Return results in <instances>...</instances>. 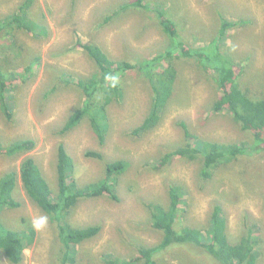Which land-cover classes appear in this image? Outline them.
I'll return each instance as SVG.
<instances>
[{
    "label": "rangeland",
    "instance_id": "obj_1",
    "mask_svg": "<svg viewBox=\"0 0 264 264\" xmlns=\"http://www.w3.org/2000/svg\"><path fill=\"white\" fill-rule=\"evenodd\" d=\"M24 1L0 0V20L18 12ZM133 1H34L31 18L46 27L47 34L31 38L19 32L16 36L21 49H27L29 59L25 63L31 61V56L40 57L41 63L32 74L25 71L19 73L20 77L17 74L19 81L14 80L15 85L7 93L9 110L14 115L12 122L0 111V140L3 143L30 141L34 146L23 156H0V178L10 172L19 174L23 160L32 158L55 187L59 145H64L74 159V177L81 187L100 181L106 162L121 160L129 164L121 178L118 202L109 198L84 200L73 211L69 222L74 227H101L98 236L78 248L77 264H107L112 259L124 262L134 257L138 248L159 244L163 236L151 228L146 205L169 204L171 184L186 191L181 207L185 212L177 220V231L201 229L206 241L213 209L220 205L234 241L244 231V219L256 224L264 239V153L240 157L233 164L221 166L211 180L202 179L201 163L180 158L162 171L153 169L164 153L184 142L182 123L200 141L251 143L252 135L234 122L229 111L212 112L221 96L220 90L193 59L178 60L175 96L153 131L138 137L130 135L147 118L153 93L144 76L134 73L127 77L123 96L109 107L104 142H100L87 121L72 132L62 133L69 117L83 105L84 98L69 83L59 87L52 96L47 94L58 84L54 72L68 73L75 81L95 71L93 62L78 44L94 42L114 60L138 61L158 55L168 42L167 36L157 28L152 12L122 9L119 16L104 22ZM148 1L154 8L159 4L164 9L172 8L177 16L176 25L185 37L182 41L185 48L198 49L211 44L220 31L221 18L237 24L239 27L220 46L230 48L228 53L243 67V89L252 88L254 94L264 98V0ZM14 51L10 47L0 49V64L6 65L8 58L15 59ZM10 69L14 76L18 73L17 67ZM89 153H100L104 160L89 157ZM15 200L20 204L17 209L0 212L8 228L22 233L27 225H32L34 217L46 216L26 195L20 180ZM32 229L35 240L24 251L22 264H60L57 263L60 247L54 241L57 233L51 220L48 218L47 226L41 231ZM262 248L259 264H264V244ZM168 251L156 259L157 264H217L202 249L175 245ZM0 264L11 263L2 255Z\"/></svg>",
    "mask_w": 264,
    "mask_h": 264
},
{
    "label": "trees",
    "instance_id": "obj_2",
    "mask_svg": "<svg viewBox=\"0 0 264 264\" xmlns=\"http://www.w3.org/2000/svg\"><path fill=\"white\" fill-rule=\"evenodd\" d=\"M34 1L25 0L18 12L0 20V49L10 47L15 50L12 53L15 59L8 58L5 60L6 65L0 64V111L8 122H12L14 117L9 110L7 99V93L15 85L14 80L19 81V73L23 71L27 74L36 72L34 68L40 66L41 63L40 57L32 56L31 61L25 63L29 55L24 44L25 48L21 49L16 36L19 32L31 38L47 34V28L31 18L30 9ZM150 3L151 1L148 0H134L129 6H123L115 11L104 22L106 23L114 16H119L122 9L125 11L133 8L134 11L154 13L157 28L162 30L168 38L161 53L138 61L114 60L94 42L78 44V48L83 49L93 62L95 71L75 81L68 73L54 72L58 87L54 86L47 97L52 96L59 87L68 86L69 83L84 98L83 105L72 113L61 130L62 133L72 132L87 121L100 142H104L109 127V107L123 96L127 77L134 73L144 76L153 93L152 105L147 118L139 127L131 131L130 135L138 137L153 131L162 122V117L175 96L179 79L178 60L188 58L198 62L199 67L208 74L220 90L221 96L215 101L212 112L229 111L234 122L238 123L243 131L252 135V140L251 143L243 144L200 141L198 136L185 123H182L184 142L164 153L153 169L162 171L180 158L201 163L202 179L211 180L216 169L223 165L233 164L240 157L261 156L264 153V98H259L254 94L252 88L243 89L241 83L243 67L238 65L231 53H228L230 48L225 49L220 46V42L230 36L231 31L239 26L221 18L220 31L211 44L198 49L185 48L182 42L185 37L181 35L176 25L177 16L171 10L172 8L164 9L160 4H155L157 6L154 8ZM12 66L18 68L15 76L10 69ZM109 74L119 76V83L114 88L110 87L105 80V76ZM33 146L34 143L30 141L3 143L0 140V156L1 158L23 156ZM57 153V184L55 187L46 179L39 165L32 158L23 160L19 174L10 172L0 178V212L15 210L20 206L15 200L18 180H20L26 195L44 215L48 216L56 230L57 235L54 241L56 246L60 247L61 253L57 258V263L77 264L78 248L98 236L101 227H74L69 222L73 211L84 200L109 198L118 202L121 178L127 172L129 164L121 160L106 162L103 178L98 182L81 187L74 177V159L69 155L66 147L59 145ZM88 156L99 161L104 160L100 153H89ZM168 191L169 204L152 202L146 205L149 211L150 226L162 234L161 242L153 247L138 248L136 255L130 260L123 262L112 259L107 260V264H157L156 259L175 245L202 249L214 258L217 264L260 263L258 260L263 254L264 239L256 224L244 219V231L241 237L234 241L229 234L225 212L220 205H216L211 216V226L206 232V241L203 239L204 232L201 229L184 228L179 232L176 230V225L180 214L185 212V208L181 207L186 198V191L175 184L169 185ZM33 233L32 225H27L21 233L5 226L0 218V259L4 255L11 264H22L24 251L33 245L35 240Z\"/></svg>",
    "mask_w": 264,
    "mask_h": 264
},
{
    "label": "clouds",
    "instance_id": "obj_3",
    "mask_svg": "<svg viewBox=\"0 0 264 264\" xmlns=\"http://www.w3.org/2000/svg\"><path fill=\"white\" fill-rule=\"evenodd\" d=\"M105 80L106 82H108L110 87H116L119 83V76L116 74H109L105 76ZM32 223V227L36 230V231H41L43 230L48 223V218L47 216H38V217H34L31 221Z\"/></svg>",
    "mask_w": 264,
    "mask_h": 264
}]
</instances>
